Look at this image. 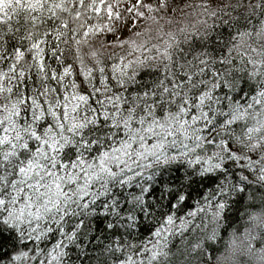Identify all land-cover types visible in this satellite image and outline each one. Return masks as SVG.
I'll list each match as a JSON object with an SVG mask.
<instances>
[{
	"label": "trees",
	"instance_id": "16d2710c",
	"mask_svg": "<svg viewBox=\"0 0 264 264\" xmlns=\"http://www.w3.org/2000/svg\"><path fill=\"white\" fill-rule=\"evenodd\" d=\"M119 7L0 0V264H264V0L141 5L108 39ZM188 124L185 158L134 178L104 163L170 154ZM50 176L68 199L26 235L18 192Z\"/></svg>",
	"mask_w": 264,
	"mask_h": 264
},
{
	"label": "rangeland",
	"instance_id": "374dc122",
	"mask_svg": "<svg viewBox=\"0 0 264 264\" xmlns=\"http://www.w3.org/2000/svg\"><path fill=\"white\" fill-rule=\"evenodd\" d=\"M166 1H169L170 4L176 3L178 0H125L121 2L120 0H113L116 6H121L119 9L120 20L117 21L114 25L116 26L115 30L109 34L108 39H113L117 37L120 33L127 31L130 26L141 17V14L137 11L141 5H156L162 4ZM140 11V10H139ZM125 12H128L129 18L126 23L123 22L121 19ZM114 27H109L112 30ZM188 127L185 132L182 133V139L180 141L175 142L172 145L171 155L168 154V150L159 149L154 153H144L143 157L141 154H135L133 150H129L126 147H122L118 149L116 152L111 151L107 153L106 161L104 162L106 165H117L120 162H124L125 171L121 174L126 175V173L131 174L132 178L139 176L144 169L154 163H158L161 161H167L171 157L175 158H185L186 156L190 155L192 151L197 149V146L202 144V141L199 142V138L201 137V132H203V128L195 125L188 124ZM256 132V129L251 127L248 129V134H253ZM201 143V144H200ZM260 141L256 140L251 145L250 150L251 152L254 151L260 145ZM196 147V148H195ZM175 149V150H174ZM248 151V156L251 153ZM146 155V156H145ZM247 157L245 158V160ZM223 161V158L218 155L216 157L210 158L207 157L202 161V169L205 171H213L218 168ZM110 172L107 173V176L113 175L115 179H118L120 176L116 173V171L109 170ZM38 180L34 181L31 186L23 190H19L18 196H26L29 197L30 204L28 207L32 209L31 214L23 215L19 212L15 213L12 217L13 221L18 224L20 229L27 235L31 233H36L39 230L38 224H34L39 221L40 218L49 217L50 212L59 210V208L63 205V201L68 199L66 196L67 189L66 183L69 184L68 180H65L62 183L57 182L56 178L53 176L41 178L38 177ZM127 179H130L127 177ZM68 181V182H67ZM25 190V191H24ZM49 222V218L47 220ZM45 221V222H46ZM42 225V224H40ZM31 236V235H30ZM46 256V262L49 263L56 260L57 256V248H51L48 250Z\"/></svg>",
	"mask_w": 264,
	"mask_h": 264
}]
</instances>
